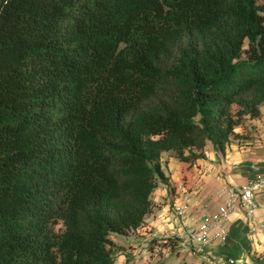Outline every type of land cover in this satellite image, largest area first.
<instances>
[{
	"label": "trees",
	"instance_id": "obj_1",
	"mask_svg": "<svg viewBox=\"0 0 264 264\" xmlns=\"http://www.w3.org/2000/svg\"><path fill=\"white\" fill-rule=\"evenodd\" d=\"M262 104L264 0H0V264H115L162 152Z\"/></svg>",
	"mask_w": 264,
	"mask_h": 264
},
{
	"label": "crops",
	"instance_id": "obj_2",
	"mask_svg": "<svg viewBox=\"0 0 264 264\" xmlns=\"http://www.w3.org/2000/svg\"><path fill=\"white\" fill-rule=\"evenodd\" d=\"M234 130L236 135L231 136L223 152L209 142L203 155L191 161H179L168 156L170 151L162 152L161 166L167 179L159 181L153 190L152 207L142 224L122 236L111 235L113 242L119 245L115 264L126 262L124 254L132 255L128 264L142 261L153 264L158 260L169 264L183 260L210 264H264V188L254 192L255 205L250 212L238 207L229 213L225 240L220 241L211 233L207 243L200 248L190 243L172 211V203L184 199V190L196 188L188 211L192 215L191 222H197L203 213L223 203L230 189L245 183L256 173L264 172V104L258 116L246 115ZM151 235L173 236L175 251L172 254L166 251L157 257L141 256L139 245ZM230 258L233 263L228 262Z\"/></svg>",
	"mask_w": 264,
	"mask_h": 264
},
{
	"label": "built area",
	"instance_id": "obj_3",
	"mask_svg": "<svg viewBox=\"0 0 264 264\" xmlns=\"http://www.w3.org/2000/svg\"><path fill=\"white\" fill-rule=\"evenodd\" d=\"M261 188H264V172H258L245 183L230 189L225 201L218 205L215 210L203 213L197 222H191L192 215L188 211L190 198L195 196L197 189L190 188L184 190V199L182 201L172 203V211L175 218L185 229L190 243L200 248L207 243L211 233H213L214 238L220 241L225 240L228 235L226 220L229 213L238 207L250 212L255 205L253 194ZM228 262L233 263L234 260L230 258Z\"/></svg>",
	"mask_w": 264,
	"mask_h": 264
},
{
	"label": "rangeland",
	"instance_id": "obj_4",
	"mask_svg": "<svg viewBox=\"0 0 264 264\" xmlns=\"http://www.w3.org/2000/svg\"><path fill=\"white\" fill-rule=\"evenodd\" d=\"M168 156L175 157L173 152H169ZM161 165H162V161H161ZM218 205H220V204H218ZM218 205H217V207H218ZM215 209H213V210H215ZM213 210H210V211H213ZM207 212H209V211H207ZM117 235L122 236L124 234H117ZM172 237L173 236H159L158 237V236H152L151 235L148 239L144 240V244L143 245H139V248L140 247H142V248L141 249L138 248V251H139L138 253L142 254L141 256H143V255L145 256L146 255V257H147V255H149V256H154L155 255V257H157L158 255H163L166 251H170L171 254H172L173 251H175V248H176V246H175L176 242L173 241ZM111 239H112V237H111ZM112 241H113V239H112ZM113 245H114L113 255H114V258H115V252H116V250L119 249V245H117L116 243H113ZM149 250H151L152 253ZM124 255L126 257L125 260L127 262L132 259V255H127V254H124Z\"/></svg>",
	"mask_w": 264,
	"mask_h": 264
}]
</instances>
